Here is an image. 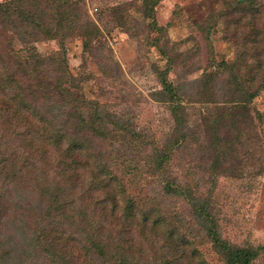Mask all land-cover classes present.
I'll return each instance as SVG.
<instances>
[{
	"label": "trees",
	"instance_id": "16d2710c",
	"mask_svg": "<svg viewBox=\"0 0 264 264\" xmlns=\"http://www.w3.org/2000/svg\"><path fill=\"white\" fill-rule=\"evenodd\" d=\"M158 1L146 0L144 13ZM208 5L212 13L197 30L209 42L223 22L222 40L234 58L212 57L210 72L175 85L166 81L175 59L160 48L168 66L158 73L162 89L154 95L169 106L174 128L165 148L151 142L144 162L159 175L165 195L187 203L197 231L226 264H251L254 249L221 238L209 198L196 196L168 170L170 152L189 137L187 103L227 100L223 112L205 121L213 147L229 152L240 140L247 106L264 89V0ZM82 6V0L0 1V264H206L178 224L138 207L103 149L106 141L142 136L88 99L69 70L68 42L79 37L88 51L96 40ZM41 40L56 41L58 50L42 56L35 47ZM134 167L126 162L124 173Z\"/></svg>",
	"mask_w": 264,
	"mask_h": 264
},
{
	"label": "rangeland",
	"instance_id": "374dc122",
	"mask_svg": "<svg viewBox=\"0 0 264 264\" xmlns=\"http://www.w3.org/2000/svg\"><path fill=\"white\" fill-rule=\"evenodd\" d=\"M82 1L81 12L92 24L89 28L96 31V40L88 51L83 50L79 37L68 42L69 70L84 83L88 99L104 104L142 136L137 141L129 135L121 142L106 141L103 149L111 165L140 209H156L178 224L195 242L206 264H226L197 231L187 203L165 195L159 175L144 162L151 155V142L165 148L174 128L169 106L156 101L154 95L162 89L158 73L168 66L161 49L175 59L166 74V81L175 85L199 80L210 72L212 57L217 62L234 58L235 51L222 40L223 22L209 42L197 30V25L206 24L203 20L212 13L206 9H211L208 4L214 0H159L147 13L146 0ZM35 47L46 57L58 50V43L41 40ZM226 101L186 104L189 137L170 152L168 170L171 178L196 196L209 198L222 239L254 249L257 256L251 264H264V89L247 106V122L240 127L234 149L220 152L213 147L205 119L211 121L223 112L229 106ZM130 161L135 167L124 173L123 166Z\"/></svg>",
	"mask_w": 264,
	"mask_h": 264
}]
</instances>
